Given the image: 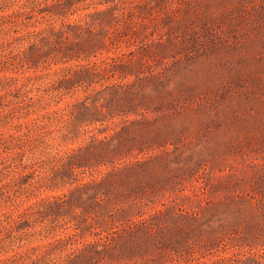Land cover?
I'll return each mask as SVG.
<instances>
[{
  "label": "rangeland",
  "instance_id": "374dc122",
  "mask_svg": "<svg viewBox=\"0 0 264 264\" xmlns=\"http://www.w3.org/2000/svg\"><path fill=\"white\" fill-rule=\"evenodd\" d=\"M0 264H264V0H0Z\"/></svg>",
  "mask_w": 264,
  "mask_h": 264
}]
</instances>
